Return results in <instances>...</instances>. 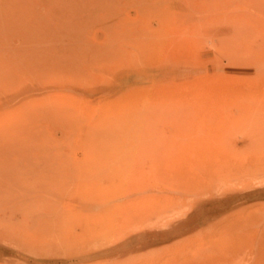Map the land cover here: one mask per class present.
<instances>
[{"label": "rangeland", "instance_id": "obj_1", "mask_svg": "<svg viewBox=\"0 0 264 264\" xmlns=\"http://www.w3.org/2000/svg\"><path fill=\"white\" fill-rule=\"evenodd\" d=\"M0 264H264V0H0Z\"/></svg>", "mask_w": 264, "mask_h": 264}]
</instances>
